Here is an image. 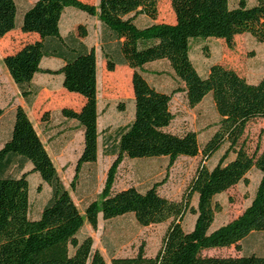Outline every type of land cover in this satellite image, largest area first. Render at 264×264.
Here are the masks:
<instances>
[{
  "label": "trees",
  "instance_id": "1",
  "mask_svg": "<svg viewBox=\"0 0 264 264\" xmlns=\"http://www.w3.org/2000/svg\"><path fill=\"white\" fill-rule=\"evenodd\" d=\"M255 2L247 6L239 0L236 7H230L228 0H170L173 23L143 26L135 19L142 15L155 21L157 0H98L97 6L80 0H35L24 11L20 31L36 34L37 39L6 55L2 63L27 104L36 95L33 77L40 73L61 75L62 88L83 98L79 110L61 109L62 117L76 121L83 133L74 179L82 164L96 161V57L94 48L82 42L84 27L77 28L78 36L60 34L65 8L97 16L105 70L112 72L124 65L132 72L134 116L120 129L115 148L110 149L114 160L106 171L100 198L85 206L83 218L26 113L21 107L15 108L9 137L0 148V264H106L92 249L89 236L78 238L84 219L95 230L99 214L103 220H111L128 213L143 227L168 219L171 222L153 257L139 247L134 256L113 258L110 264H264V255L253 253L237 257L201 255L214 248L239 249V242L249 235L264 233V150L258 153L256 148L249 154L241 142L246 124L264 119V75L258 82L249 83L232 69L213 64L201 77L189 57V43L194 38L221 39L231 49L234 36L246 33L264 45V0ZM16 14L14 0H0V38L15 28ZM43 58L57 59L61 66L54 71L42 70ZM160 60L168 63L183 85L189 107L209 93L212 96L219 122L201 150L194 132L177 135L166 129L173 119L171 95L150 86L142 75L146 64ZM224 145L226 150L212 169L203 165L197 168L180 202L160 196L157 184L144 191L133 186L113 190L123 158L167 157L171 166L179 157L201 154L203 161L207 160ZM229 154L234 158L224 164ZM27 163L32 165L30 173H37L51 193L37 219L28 215V172H23ZM13 168L15 174L11 173ZM251 169L261 175L248 207L232 221L210 230L220 210L214 198L239 182L246 183ZM193 195L197 196L196 208L190 206ZM187 211L196 217L190 232L180 224Z\"/></svg>",
  "mask_w": 264,
  "mask_h": 264
},
{
  "label": "rangeland",
  "instance_id": "2",
  "mask_svg": "<svg viewBox=\"0 0 264 264\" xmlns=\"http://www.w3.org/2000/svg\"><path fill=\"white\" fill-rule=\"evenodd\" d=\"M34 1L14 0L17 8L15 28L0 38V108L2 110L0 148L9 137L15 108L21 107L43 144L49 147V157L58 169L59 178L84 218L85 206L100 198L102 189L99 180L102 177L104 164L102 156L99 155L96 169L89 170L83 167L78 172L79 176L77 175L74 179L75 171L73 169L68 171L67 169L75 166L74 159L80 147L79 135L76 128L73 127L71 131L76 134L73 135L70 145L66 144L68 128L61 115L62 108L79 110L81 105L79 101L82 100V97L69 93L62 88L61 75L40 73L32 80V84L36 87V95L27 104L2 63V59L6 55L14 53L24 44L37 39L36 34H24L20 31L22 15ZM80 1L94 6L98 4V0ZM169 1L157 0L156 21L164 23L173 21L174 16ZM228 1L230 7H236L239 0ZM244 1L247 6L256 3L255 0ZM144 20V18H139L138 25H144ZM79 26L84 27L86 32V37L82 40L87 46L95 49L98 62H100L101 25L97 16H89L72 7L65 8L60 20L61 35L73 34L78 36L77 28ZM190 47L191 61L201 77H204L203 73L213 64L232 69L249 83L258 82L264 75V45L256 42L249 34L234 36L231 49L225 45L223 40L214 38H194L190 41ZM60 65L61 61L53 58H43L40 63L42 70L54 71ZM96 70L99 73L96 94L97 133L99 152H101L105 148L109 150L115 148L120 129L127 126L133 119L134 101L130 84L131 70L127 66H117L114 71L108 72L105 70L104 62H102V67L99 63ZM143 71L151 83L165 91L164 93L171 95L169 110L173 119L167 130L177 135L189 131L194 132L201 150L205 142L216 131L219 122L211 94H207L194 107H189L183 92V85L177 81L172 69L164 61L146 65ZM43 115H45L44 118H42ZM241 142L244 143L249 154H253L256 148H258V153L264 150V119L256 118L249 121L246 124ZM226 147V145L221 147L207 160L203 161L201 154L196 157H179L171 166L168 165L167 157H145L129 159L133 161H121L115 174L114 190L131 184L135 185L139 191H144L157 184V192L160 196L170 201L180 202L195 176L197 168L203 165L209 170L212 169L220 160ZM61 151H63L62 156H58ZM233 158L234 155L229 154L224 164ZM62 166L66 169L63 170ZM28 168L32 169L30 163H27L24 170ZM11 173H16L15 168L11 169ZM260 175L256 169H251L246 175V183L239 182L214 198L213 202L220 206V210L215 213L210 230L232 221L248 207L254 196ZM72 181L73 185H71ZM28 183L29 213L31 216L33 208L39 209L41 205H45L51 193L49 186L42 183L37 173L28 171ZM83 183H87L89 187L85 189L82 186ZM196 202L197 196L193 195L190 206L196 208ZM195 218L193 214L187 211L180 220L182 229L190 232ZM170 222L171 219H168L163 223L143 227L137 224L131 213L111 220H103L99 215L95 230L84 219V225L78 234V238L89 236L92 240V249L102 255L106 264H110L113 258L134 256L139 247L143 248L146 256L153 257L161 246ZM252 253L264 255V233L249 235L239 242V249L234 246L214 248L202 251L201 255L237 257Z\"/></svg>",
  "mask_w": 264,
  "mask_h": 264
},
{
  "label": "crops",
  "instance_id": "3",
  "mask_svg": "<svg viewBox=\"0 0 264 264\" xmlns=\"http://www.w3.org/2000/svg\"><path fill=\"white\" fill-rule=\"evenodd\" d=\"M64 12V11H63ZM62 15H63V13H62ZM62 17V16H61ZM139 18H144L145 20H144V25H148V24H151L152 22H158V21H151V20H149V19H147L146 17H144V16H142V15H139V16H137V18L135 19V23L138 25V20H139ZM174 22V18H173V21L172 22H169V23H173ZM140 26H143V25H140ZM59 28H60V24H59ZM60 34H61V32H60ZM82 42L85 44V42H84V40H82ZM86 45V44H85ZM87 46V45H86ZM88 48H92V47H89V46H87ZM94 51H95V49H94ZM190 51H191V47H190V43H189V57H190ZM100 56H101V53H100ZM95 57H96V67L98 66V64L100 63V66L102 67V62H104V61H102L103 59H102V57H101V60H100V62H98V59H97V53H96V51H95ZM191 59V58H190ZM160 61H164V60H160ZM160 61H155V62H151V63H148V64H146V65H150V64H154V63H157V62H160ZM167 65H168V63L166 62V61H164ZM193 63V62H192ZM145 65V66H146ZM194 65V64H193ZM61 66V65H60ZM119 66H123V65H119ZM144 66V67H145ZM169 66V65H168ZM117 67V66H116ZM144 67H143V69H144ZM195 67V66H194ZM209 68V67H208ZM208 68L206 69V71L203 73V76L205 77L206 75H207V73H208ZM195 69H196V67H195ZM196 71L198 72V70L196 69ZM132 73V72H131ZM37 75H39V74H36L34 77H36ZM98 75H99V73H98V71L96 70V91H97V87H98ZM142 75L144 76V78L146 79V81L148 82V84L150 85V86H152L153 88H155L156 90H158V91H160V92H165V91H162L161 89H159L158 88V86H156L155 84H153V83H151L146 77H145V73H144V71L142 72ZM34 77H33V79H34ZM130 77H131V74H130ZM62 82V81H61ZM131 84V83H130ZM97 94V93H96ZM168 94V93H167ZM77 99H79V98H77ZM96 99H97V97H96ZM80 102V104L82 105V103H83V98H82V100H80L79 101ZM81 105H80V107H81ZM97 109V108H96ZM13 115H14V112H13ZM63 120H64V123H67V135H66V138H67V143L66 144H68V145H70V142L72 141V137H73V135H75L76 133H73V131H71V129L73 128V127H75L76 128V131H77V133H78V135H79V141H80V147H79V150H78V153L76 154V156H75V159H74V163H75V165H76V162H77V159H78V157L80 156V153H81V150H82V143H83V133H82V130H81V128H80V126L77 124V122L76 121H74V120H67V119H65V118H62ZM70 125H72V126H70ZM167 129V128H166ZM9 133H10V131H9ZM37 133V132H36ZM38 134V133H37ZM97 135H98V133H97ZM38 136H39V134H38ZM39 138H40V136H39ZM53 138V137H52ZM98 138H99V136H97V151H96V161L94 162V163H91V164H88V163H86V164H82L81 165V167H80V170L83 168V167H86L87 169H89V170H91L92 168H95L96 169V167H97V165H98V162H99V155L100 156H102V162H103V164H104V170L102 171V177L100 178V180H99V184H100V186H101V189L103 188V184H104V180H105V175H106V171H107V169H108V167L110 166V164L112 163V161L114 160V155H112V152H111V150H109V149H107V148H105L104 150H101V152H99V142H98ZM50 139V138H49ZM40 140H41V138H40ZM41 142H42V144H43V141L41 140ZM44 145V144H43ZM44 147H45V149H46V151H47V153H48V155H49V152H48V150H49V147H46L45 145H44ZM106 147V146H105ZM61 150V149H60ZM62 152L63 151H61L59 154L60 155H58V156H62ZM50 156V155H49ZM124 160H129V159H127V158H124L123 160H122V162H124ZM129 161H133V160H129ZM26 166H27V164H26ZM25 166V167H26ZM54 166H55V169H56V171H57V174H58V177H60L59 176V172H58V169H57V167H56V165L54 164ZM62 168H63V170H65L66 169V167H64V166H62ZM25 169V168H24ZM74 170L75 169V166H74V168H68L67 170L68 171H70V170ZM28 171H30V169L28 168L27 170H23V172H28ZM104 172V173H103ZM128 176H130L129 174H127ZM78 176H79V174H78ZM27 180H28V176H27ZM64 185V184H63ZM28 186H29V183H28ZM82 186L85 188V189H87L88 187H89V185H87V183H83L82 184ZM131 186H133V187H135V188H137L135 185H131V184H129V185H126V186H122L120 189H118V190H122V189H126V188H128V187H131ZM65 187V186H64ZM114 187H115V180H114V183H113V190H114ZM66 188V187H65ZM117 190V191H118ZM28 194H29V188H28ZM43 206L44 205H41V207L38 209V208H33V211H32V214H31V216H30V213H29V211H28V215H29V217L31 218V219H37L38 217H39V215H40V213H41V211H42V208H43ZM29 207H30V196H29ZM99 215H101V214H99ZM98 215V216H99Z\"/></svg>",
  "mask_w": 264,
  "mask_h": 264
}]
</instances>
